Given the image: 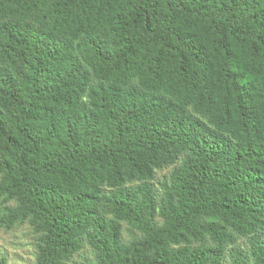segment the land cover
<instances>
[{"label":"trees","instance_id":"obj_1","mask_svg":"<svg viewBox=\"0 0 264 264\" xmlns=\"http://www.w3.org/2000/svg\"><path fill=\"white\" fill-rule=\"evenodd\" d=\"M22 224L34 264H264V0H0Z\"/></svg>","mask_w":264,"mask_h":264},{"label":"rangeland","instance_id":"obj_2","mask_svg":"<svg viewBox=\"0 0 264 264\" xmlns=\"http://www.w3.org/2000/svg\"><path fill=\"white\" fill-rule=\"evenodd\" d=\"M80 252L75 260L86 256ZM7 259V264H34V235L27 224H22L11 230L0 229V257Z\"/></svg>","mask_w":264,"mask_h":264}]
</instances>
